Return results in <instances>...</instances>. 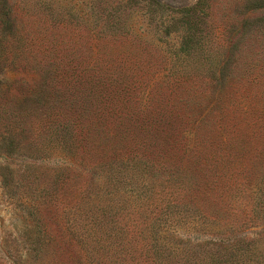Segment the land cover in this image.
<instances>
[{
    "label": "rangeland",
    "instance_id": "1",
    "mask_svg": "<svg viewBox=\"0 0 264 264\" xmlns=\"http://www.w3.org/2000/svg\"><path fill=\"white\" fill-rule=\"evenodd\" d=\"M125 1L7 0L13 24L0 22V264H127L117 246L126 222L165 220L167 205L170 218L182 208L190 220L205 221L198 203L184 207L192 196L174 182L184 175L175 169L180 152L161 147L169 135H184L192 149L180 164L189 168L190 183L213 205L229 195L231 213L213 217L233 228L181 221L174 230L170 220L165 227L202 250L214 243L231 258L226 264H264V5L204 0L187 32L182 15L167 17L170 33L146 7L136 8L127 24L136 45L119 40L93 58L125 66L130 105L167 124L150 135L152 156L135 152L132 128L117 135L123 152L128 149L121 161L76 159V65L91 60L93 45L79 37L77 13ZM157 1L173 10L199 2ZM191 31L203 47L199 61L181 50ZM112 56L119 57L116 64ZM222 75L224 84H216ZM101 154L99 148L93 153ZM244 237L250 248L240 243ZM228 244L236 246L224 252Z\"/></svg>",
    "mask_w": 264,
    "mask_h": 264
},
{
    "label": "trees",
    "instance_id": "2",
    "mask_svg": "<svg viewBox=\"0 0 264 264\" xmlns=\"http://www.w3.org/2000/svg\"><path fill=\"white\" fill-rule=\"evenodd\" d=\"M0 1V7L3 9L0 10V22L4 26L13 24V18L10 16V5L7 3V0ZM105 2L108 3V0H105ZM202 2L204 0H199L197 5L191 8L173 10L157 0H126L124 6H113V3H110L105 7L102 6L99 11L91 7V13L86 15H81L80 12L77 13L76 20L79 25L77 27L79 28V37L86 38V40L91 39L93 42L92 48L96 49L97 52H94L90 47L91 54L88 55L92 56L91 60L86 64L79 61L76 65L78 70L76 73V83L78 87L75 105L77 117L72 133L74 143L73 157L86 161L100 159L101 163H105L104 165H113L121 161L128 151L127 149V151L123 152L119 140H116L118 138L117 135H124L126 133L125 136H128L132 128L137 129L134 143L137 146L135 152L151 156L154 154L151 150L154 144L150 141V135L155 130L163 129L160 128L161 124L167 123L145 118V115L140 116V112L136 111L135 108L133 109V106L130 105V99H126L124 93L126 89H129L128 85H126L129 84V77L125 72V66H108L110 62L100 58L94 59L93 57L98 56V53L102 49L113 46L119 40L122 42L130 41L136 45L135 41L129 37L127 26L136 8L144 9L146 7L148 14L153 20L158 19L161 22V26L165 25L163 33L171 32L169 24H166L167 17L169 18L172 15L170 18L173 21L175 20L174 15L180 14L182 15L180 18L182 20L181 25L185 26V31L187 32V24L194 23L193 17L199 16L198 8ZM143 3V7H140ZM263 5L264 0H254L253 2V6ZM126 10H129L128 16L125 14ZM90 16L96 17L98 24L90 25ZM84 17L87 18L84 19ZM101 22L102 24L99 28ZM195 35L193 31L186 35L185 47H182L181 50L186 56H191L194 60L199 61L203 58L204 51L202 44H200L199 40H196ZM112 57V64H116V58L119 57ZM99 61L106 62L107 64L99 66ZM128 67L130 69V66ZM99 72L105 75L97 76ZM214 82L223 85L224 76L215 77ZM214 94H216V91H213ZM211 112H214V109H211ZM169 136L168 138L166 137L167 139H162L161 147H164L166 151L171 149L173 152H180V155L176 156L180 158V161L178 167L175 169L177 170L176 172L183 173L184 175L176 177L174 182L180 181L179 187L182 186L192 196L185 203L184 207L186 211H189V205L192 202L198 203L201 208L197 209L205 213L202 216L205 221L190 220V216L186 215V213L182 214V211H180L183 210L182 208L178 210V215L170 218L173 210L169 212L172 207L167 205V211L164 215H168V217L165 220L162 218L149 220V218L153 217L145 216V219L140 221L126 222L122 235L120 234L117 237L119 239L118 244L116 243L117 241L110 244H117L120 247V250L124 254L122 259L127 264H174L178 262H182L181 264H226L231 261V258L226 257V254H221V250L218 247H214V243L202 250V244L177 238L175 231L171 232L168 229L174 227L175 230L181 221H187L188 224L193 225L198 224V222L199 225L207 223L211 228H224L225 230L233 228V226L221 223L213 217L217 216L222 219L231 213L228 207L229 203L224 201L229 195L222 194L220 196L222 197L220 204L213 205L204 189L195 182L190 183L184 170V168L187 170L189 168L185 167V164H180L184 163L185 157L191 155L192 149L181 138L184 135L179 138L172 135ZM126 139L124 137L125 141ZM97 148L102 152L101 155H93ZM141 158L139 157V159ZM199 163L200 157L196 160V164ZM162 210L163 208H160V211ZM177 216H179V219ZM168 220L171 222L169 227L166 228L165 225ZM102 233L104 232L102 231ZM100 241L98 240V242ZM240 243L244 244L246 248H250L252 240L245 239L244 237L240 240ZM235 246L236 244H228V247L223 250L224 252H230Z\"/></svg>",
    "mask_w": 264,
    "mask_h": 264
}]
</instances>
